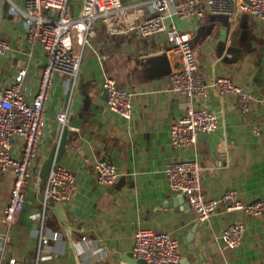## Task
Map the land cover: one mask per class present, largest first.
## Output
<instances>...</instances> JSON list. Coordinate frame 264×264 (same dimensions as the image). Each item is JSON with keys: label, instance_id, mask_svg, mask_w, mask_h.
<instances>
[{"label": "crops", "instance_id": "crops-1", "mask_svg": "<svg viewBox=\"0 0 264 264\" xmlns=\"http://www.w3.org/2000/svg\"><path fill=\"white\" fill-rule=\"evenodd\" d=\"M11 1L17 7L23 5V0ZM120 1L130 7L143 0ZM80 7L81 0H71L73 15ZM141 9L143 17L153 14L149 5H141ZM172 13L173 7L166 24L190 36V47L204 82L218 77L231 79L253 97L249 110L240 114L233 95L210 92L207 101L199 103L170 92L169 75L178 63L174 56L166 55L163 35L143 39L135 32L109 35L104 28H98L95 42L85 50L73 92L67 91L65 77L53 78L45 103V135L23 191L22 211L7 232L0 260L70 264L68 257L73 253L75 264H131L124 259L137 260L132 254L135 234L150 229L177 240L175 264H264V215L249 217L220 209L200 221L185 199L169 189L165 172L167 164L194 161L206 199H216L230 189L236 190L243 202L264 199V23L249 14L232 19L204 12L201 17L181 21ZM26 32L25 21L11 12L7 0H0V39L9 47L0 55V88L25 70L21 90L31 96L46 56L40 48L28 44ZM100 54L104 56L102 61L98 59ZM107 77L134 92L131 121L106 111L101 95ZM188 105L215 113L220 127L214 133L201 135L193 146L174 149L169 145V128ZM64 111V126L71 135L55 164L70 171L77 186L71 200L62 204L65 221L48 205L44 209L42 234L49 242L39 252L37 228L47 179L40 177V170L59 149L61 128L55 118ZM253 126L259 135L251 133ZM102 159L116 167L118 177L111 186L99 185L95 180L94 164ZM11 186L12 174H0V234ZM233 223L244 226L243 242L239 249L230 250L219 236ZM54 234L58 235L56 240H52Z\"/></svg>", "mask_w": 264, "mask_h": 264}, {"label": "built area", "instance_id": "built-area-1", "mask_svg": "<svg viewBox=\"0 0 264 264\" xmlns=\"http://www.w3.org/2000/svg\"><path fill=\"white\" fill-rule=\"evenodd\" d=\"M10 10L21 17L27 27L26 40L31 47L40 48L46 56L45 67L37 79V88L28 96L21 90L26 71H19L11 82L0 88V174H12V186L1 218L0 257H3L7 243V232L22 211L24 189L33 174V162L46 129L45 103L56 75L68 80L72 93L80 74L85 50L96 38L98 28H104L109 35L138 33L143 39L163 35L166 41V55L177 59L178 67L169 75V90L182 95L189 101H207L210 92L218 96L233 95L237 110L244 115L249 110L253 97L240 89L227 77L215 78L210 83L202 79L193 51L190 36L179 27L166 24L169 11L183 21L187 17H201L204 12L225 15L232 19L249 14L264 23V0H143L138 6L124 7L120 0H81L77 15L70 10L71 0H23L17 7L11 0ZM149 5L153 14L143 17L141 5ZM6 41L0 39V55L8 50ZM99 60L104 56L99 55ZM102 88L106 91L105 109L117 118L129 122L133 118L134 92L117 85L114 79H104ZM264 101V96L261 98ZM67 111L56 114V123L62 129ZM220 127L219 117L202 107H185L183 116L169 128V145L182 149L196 144L201 135L216 132ZM253 135H259L256 127ZM15 145L17 148L15 149ZM15 149V150H14ZM95 180L99 185L111 186L118 174L116 167L107 159L94 164ZM170 190L184 197L189 208L200 221H206L220 209L238 211L249 217L264 215V199L243 202L238 192L230 189L216 199H206L201 192V179L196 162H175L165 167ZM75 176L61 165L54 164L49 171L42 192L43 212L38 225V251L49 242L42 234L44 209L49 202L68 203L76 190ZM244 226L229 225L219 236L226 249H239L243 242ZM58 238L54 234L52 240ZM178 242L167 233L150 229L137 231L134 239L133 257L148 264H175L178 261ZM0 264H21L15 259Z\"/></svg>", "mask_w": 264, "mask_h": 264}, {"label": "water", "instance_id": "water-1", "mask_svg": "<svg viewBox=\"0 0 264 264\" xmlns=\"http://www.w3.org/2000/svg\"><path fill=\"white\" fill-rule=\"evenodd\" d=\"M246 4H249L250 3V0H243ZM106 99V91L103 89L102 91V95H101V100H105ZM75 127V126H73ZM76 128V127H75ZM71 135L70 134V131L68 130L67 127H64L61 129V135H60V139H59V149L54 152L50 157L49 159L44 162V164L42 165L41 167V174H40V177L41 178H45L47 176V174L49 173V171L51 170L52 166L59 162L62 154L64 153L65 151V147H66V143H67V137ZM180 195V194H178ZM180 197H183L182 195H180ZM184 198V197H183ZM49 207L53 208V210L55 211V213L58 215L59 219L61 221H65L66 219V216H65V213H64V208H63V205L61 203H53V202H49L47 204ZM193 230H191L192 232ZM190 242V241H189ZM193 245L190 244L189 245V248H192ZM69 262L70 264H75V260H74V257H73V253L69 255ZM125 262L127 263H131V264H148L146 261L144 260H141V259H137V260H131V261H128L126 259H124Z\"/></svg>", "mask_w": 264, "mask_h": 264}]
</instances>
